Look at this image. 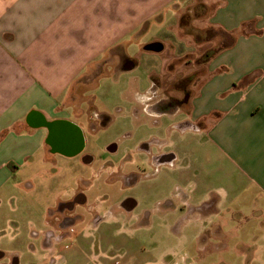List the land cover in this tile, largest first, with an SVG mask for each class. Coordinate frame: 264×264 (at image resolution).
I'll return each mask as SVG.
<instances>
[{"label": "crops", "instance_id": "1", "mask_svg": "<svg viewBox=\"0 0 264 264\" xmlns=\"http://www.w3.org/2000/svg\"><path fill=\"white\" fill-rule=\"evenodd\" d=\"M193 26L206 31L192 42ZM154 42L163 49L145 48ZM192 55L205 66L199 85L189 86L188 105L176 111L156 106L168 98L156 79L167 62L186 65ZM135 70L145 87L137 77L124 81L123 102L135 101L152 118L173 119L167 135L179 140L177 149L152 154L151 163L154 156L170 157L158 166L190 161L179 165L175 187L193 184L192 198L173 194V204L189 206L186 219L200 223L192 243L128 247L130 259L115 263L76 232L82 214L60 238L38 230L23 249L2 250L18 264H264V0H0V188H19L20 179L35 172V156L82 160L86 132L94 133L89 125L109 118L94 105L100 79ZM71 130L78 140L69 137ZM74 191L85 205L82 190ZM65 201L49 202L42 214L56 235L69 213L58 210ZM93 215L88 227L95 228L105 216Z\"/></svg>", "mask_w": 264, "mask_h": 264}, {"label": "rangeland", "instance_id": "2", "mask_svg": "<svg viewBox=\"0 0 264 264\" xmlns=\"http://www.w3.org/2000/svg\"><path fill=\"white\" fill-rule=\"evenodd\" d=\"M197 10L200 12L199 8ZM192 15L195 16V13L192 12ZM187 18L190 20L189 16ZM187 29L182 30L186 32ZM190 30L192 42L198 32L204 35L206 31L204 26L200 29L193 26ZM214 34L212 31L207 33L208 36ZM194 56L192 55V63L189 61L186 65L183 60L167 62L165 74L156 78L161 96L182 95V91L178 92V89H189L192 83L199 85L204 78L201 71L205 65L202 60L196 65L197 59L194 60ZM139 72L130 71L116 79H100V84L93 93L94 105L99 111L105 110L107 116L111 117V122L99 127L94 133L86 132L88 145L82 155L91 156L92 164H84L80 157L53 156V161L47 159L48 161L42 162L35 156L32 159L35 172L29 178L22 177L19 188H12L9 184L0 188L1 250L13 252L17 247L22 248L28 243L27 236L31 232L49 230L43 217L49 202V207H53L57 200H69L76 189L82 190L87 199L85 205L75 207L76 213L84 215V220L75 226L76 232H83L84 241L91 243L101 253L104 252L115 263L130 259L132 255L128 247L153 244L158 246L157 249L163 250L160 247L172 244L183 247L188 241L192 243V228L200 223L187 220L189 206L182 205L181 201L173 204V194L181 198H192V189L189 188H193V184L186 187L179 184L175 187L180 174L179 165L185 159L158 167L151 163L152 154L178 148V138L167 135V130L174 121L166 116L161 119L152 118L145 111L140 113L139 104L135 101L123 102L125 99L120 95L124 81L131 77H137L142 82L141 88L145 87L146 81ZM135 99L138 98L133 97L132 100ZM112 143L117 146L115 153L107 150ZM147 143L150 144L149 151L142 149ZM185 161L188 164L190 162ZM208 167L210 169L209 165ZM21 170L25 175L32 172L25 171L24 168ZM128 175L134 176V183L127 185L125 176ZM126 199L136 201L131 213H125L121 207ZM95 212L105 216L104 222L95 228L88 227L94 221ZM112 214L120 215L114 217ZM169 229L175 232L182 230L184 237L179 240L166 236ZM79 240L82 241V238ZM39 243L38 240L34 241L35 246ZM160 253L161 251L158 252ZM177 254L176 252L175 257ZM188 255L192 257V252Z\"/></svg>", "mask_w": 264, "mask_h": 264}, {"label": "flooded vegetation", "instance_id": "3", "mask_svg": "<svg viewBox=\"0 0 264 264\" xmlns=\"http://www.w3.org/2000/svg\"><path fill=\"white\" fill-rule=\"evenodd\" d=\"M181 91H182L181 98H176L173 96H170L167 99L160 98L156 106H159L165 109H173V111H176V109H178V107L180 106L181 107L187 106L189 103L191 92L189 91L187 87H183ZM108 120H109L108 117H102V118L100 117V119L97 120V122L91 123L89 127H91V129L94 130V132H96L99 127L108 125L109 124ZM67 133L69 137H71L72 139L74 140L79 139V134L76 133L74 130L68 131ZM149 146L150 144L147 143L143 145L142 148L149 151ZM116 148H117L116 144L112 143L107 147V150L112 152ZM169 158H170L169 156H154L152 157V163L155 167H158V164H157L158 162H160L161 160H168ZM89 159H90L89 155H83L82 161L87 162ZM133 177L134 176H131V175L125 176V178H127L126 183L127 184L133 183L134 182ZM83 200H84V197L80 193H78L75 197L65 202L59 203L58 210L61 212L65 211L69 213L57 223L54 230L58 232V234L56 235L54 231L48 230L46 232L47 237L55 236L57 238H60L63 235L64 233L63 230L66 227L74 225L77 221H80L82 219V214L76 213L75 207L76 205H82L81 203ZM135 206H136V201H134L133 199H126L121 203V207H123L124 210L127 212L132 211ZM0 264H18L17 257L15 255L7 254L5 251L0 249Z\"/></svg>", "mask_w": 264, "mask_h": 264}, {"label": "water", "instance_id": "4", "mask_svg": "<svg viewBox=\"0 0 264 264\" xmlns=\"http://www.w3.org/2000/svg\"><path fill=\"white\" fill-rule=\"evenodd\" d=\"M145 48L148 50L160 51L163 49V45L159 42H154V43H149L148 45L145 46Z\"/></svg>", "mask_w": 264, "mask_h": 264}]
</instances>
